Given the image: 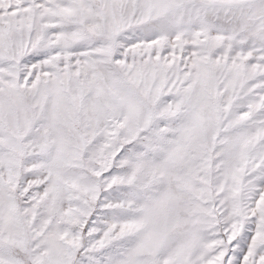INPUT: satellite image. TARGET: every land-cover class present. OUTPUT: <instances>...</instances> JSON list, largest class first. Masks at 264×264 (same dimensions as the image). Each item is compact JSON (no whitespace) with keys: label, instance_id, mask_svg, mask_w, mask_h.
<instances>
[{"label":"snow or ice","instance_id":"6c2138e0","mask_svg":"<svg viewBox=\"0 0 264 264\" xmlns=\"http://www.w3.org/2000/svg\"><path fill=\"white\" fill-rule=\"evenodd\" d=\"M0 264H264V0H0Z\"/></svg>","mask_w":264,"mask_h":264}]
</instances>
